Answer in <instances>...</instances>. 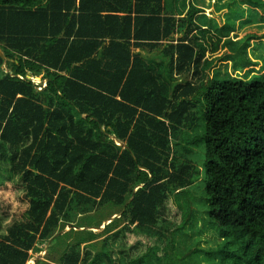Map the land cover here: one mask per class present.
Segmentation results:
<instances>
[{
    "label": "trees",
    "instance_id": "16d2710c",
    "mask_svg": "<svg viewBox=\"0 0 264 264\" xmlns=\"http://www.w3.org/2000/svg\"><path fill=\"white\" fill-rule=\"evenodd\" d=\"M233 31L192 0H0V264H26L74 202L121 207L123 223L61 264H153L151 228L193 214L178 200L199 169L174 152L197 109L202 133L180 148L204 147L203 218L221 238L207 254L264 264V78L214 72H253ZM160 46L168 62L140 54ZM169 65L200 83L173 86Z\"/></svg>",
    "mask_w": 264,
    "mask_h": 264
},
{
    "label": "rangeland",
    "instance_id": "374dc122",
    "mask_svg": "<svg viewBox=\"0 0 264 264\" xmlns=\"http://www.w3.org/2000/svg\"><path fill=\"white\" fill-rule=\"evenodd\" d=\"M192 0L198 8L204 10V13L215 19L221 25L227 23V26L234 29L231 32L233 40H238L244 36H250V43L247 48V54L254 64L251 68L253 72L246 69L234 70L232 63L216 62L214 72H217L219 78H245L255 76L259 79L264 78V0ZM252 2H255L253 5ZM246 4L244 6V4ZM212 6L215 8L212 10ZM226 8V11L220 12V8ZM220 12V14L216 12ZM215 13L217 15H215ZM181 35V32L176 34ZM165 44V43H164ZM163 44V45H164ZM164 47V46H161ZM228 46L226 52H228ZM224 49L219 50L216 54H222ZM161 48L154 50L146 49V58L152 60H160ZM163 54V53H162ZM164 62H168V57L163 58ZM169 72L165 75L173 82L172 85L184 84L186 81L193 80L199 84L200 80L191 77V71L178 73L174 70L173 65H169ZM168 67V68H169ZM167 68V69H168ZM213 72H208L212 76ZM28 77H30L28 75ZM198 98H196L197 100ZM194 100V101H196ZM200 102L197 100V105ZM204 122L201 119L200 112L197 109V118L191 129H184L178 134L181 140H178V149L174 154L178 158L176 165L178 166L183 161L193 163L198 169L195 182L188 188V194L183 195L178 200L179 202L189 201L192 206L193 214L187 218L184 212L177 216H170L166 223H160L159 227L151 228L153 232L150 239L155 245V254L152 255L151 261L153 264H217L215 260L210 259L208 251L214 250L219 246L221 238L219 236L218 226L210 225L204 218L203 188H204V169L203 163L204 147L202 143L195 142L187 144L190 151H183L180 147L185 145L186 138L192 136L198 137L203 130ZM188 140V139H187ZM176 141V140H175ZM192 165V166H194ZM171 201L175 204V198L171 196ZM79 204L74 202L73 209L67 210V216H63L58 226L52 230L49 237L43 240H38L34 248L29 251V259L26 264H61L63 253L74 244L87 247L93 251H99L103 237L109 232L117 229L122 223L121 207L113 206L106 203L95 207L87 213H80ZM16 217L22 218L25 205L15 204ZM185 211V209H184ZM92 212V213H90ZM188 219V220H187ZM66 221L69 223L66 224ZM8 223L9 220L6 219ZM184 222L183 227L181 224ZM7 223V224H8ZM165 227V228H164ZM168 227V230L166 229ZM178 230L171 232L174 228ZM4 229V227H3ZM170 241L168 250L163 249L165 244ZM101 264H108L102 260ZM119 264H125L120 262Z\"/></svg>",
    "mask_w": 264,
    "mask_h": 264
},
{
    "label": "crops",
    "instance_id": "0c3cea01",
    "mask_svg": "<svg viewBox=\"0 0 264 264\" xmlns=\"http://www.w3.org/2000/svg\"><path fill=\"white\" fill-rule=\"evenodd\" d=\"M264 2V1H263ZM224 3V0L220 3V4H223ZM244 4V3H243ZM253 4H255V2H252V4H249L250 6L251 5H253ZM246 4H244V6H245ZM214 7L212 6V10L211 11H214ZM220 9H222V10H220V12L221 11H223V13L226 11V8L224 7V9H223V7L222 8H220ZM220 12L218 11V12H216L217 14L219 13L220 14ZM215 13V15H217ZM262 15H264V14H262ZM175 36H177V35H175ZM160 48H161V52L163 53V49H164V47H161L160 46ZM161 53V56L164 58V56H163V54ZM140 54H142L144 57H146V49H140ZM163 58H161V59H163ZM147 59V58H146ZM149 60V59H148Z\"/></svg>",
    "mask_w": 264,
    "mask_h": 264
},
{
    "label": "water",
    "instance_id": "95a60500",
    "mask_svg": "<svg viewBox=\"0 0 264 264\" xmlns=\"http://www.w3.org/2000/svg\"><path fill=\"white\" fill-rule=\"evenodd\" d=\"M118 142H120V141H118ZM120 144H121V145H123V146L125 147V145H124V144H122L121 142H120Z\"/></svg>",
    "mask_w": 264,
    "mask_h": 264
}]
</instances>
